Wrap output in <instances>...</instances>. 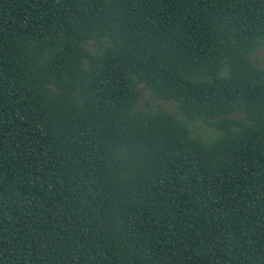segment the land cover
Segmentation results:
<instances>
[{"label": "trees", "instance_id": "1", "mask_svg": "<svg viewBox=\"0 0 264 264\" xmlns=\"http://www.w3.org/2000/svg\"><path fill=\"white\" fill-rule=\"evenodd\" d=\"M262 49L264 0H0V264H264Z\"/></svg>", "mask_w": 264, "mask_h": 264}, {"label": "rangeland", "instance_id": "2", "mask_svg": "<svg viewBox=\"0 0 264 264\" xmlns=\"http://www.w3.org/2000/svg\"><path fill=\"white\" fill-rule=\"evenodd\" d=\"M254 61L257 65L264 66V49L257 52V54L254 56ZM169 107H173L171 104H166Z\"/></svg>", "mask_w": 264, "mask_h": 264}]
</instances>
